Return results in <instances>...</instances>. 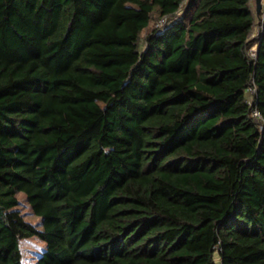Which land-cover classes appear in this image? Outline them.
Instances as JSON below:
<instances>
[{"label": "trees", "instance_id": "trees-1", "mask_svg": "<svg viewBox=\"0 0 264 264\" xmlns=\"http://www.w3.org/2000/svg\"><path fill=\"white\" fill-rule=\"evenodd\" d=\"M182 2L0 0V264H264V14Z\"/></svg>", "mask_w": 264, "mask_h": 264}, {"label": "rangeland", "instance_id": "rangeland-1", "mask_svg": "<svg viewBox=\"0 0 264 264\" xmlns=\"http://www.w3.org/2000/svg\"><path fill=\"white\" fill-rule=\"evenodd\" d=\"M262 4H263L262 10L258 13L256 1L252 0V9L255 12V16H256L253 33L257 32L259 22L262 20V17H263L264 0H262ZM157 21H158V18L155 17L150 23V26L143 31L142 36H141L142 38L141 47L142 48L145 47L146 36L156 29ZM18 198L20 202L18 207L21 210L22 214L24 215L25 219L31 222L32 224L38 226L39 228H41L42 219L36 214H34L32 208L29 205L27 196L24 193H19ZM40 244H43L46 247V243L37 236L27 237L21 240V248H22V253H23L24 264H26V262H29L31 260H35V264L37 263L40 253L34 251V249Z\"/></svg>", "mask_w": 264, "mask_h": 264}, {"label": "built area", "instance_id": "built-area-1", "mask_svg": "<svg viewBox=\"0 0 264 264\" xmlns=\"http://www.w3.org/2000/svg\"><path fill=\"white\" fill-rule=\"evenodd\" d=\"M187 2H188V0H183L180 8L177 10V12L174 15H166V16L159 18L157 23H156V28L157 29H164L171 21L178 19L182 15ZM262 19H263V17H262ZM262 21L263 20H261L259 22L256 33H253V30H252L249 39H253V38L256 39V38L260 37V33L262 32V29H263ZM257 46H258V44L255 43L249 48V54L252 58H256ZM256 94H257V87H256L255 81L253 79L251 82V85L248 87V89L246 91V99H247L248 103L252 106V116L260 124V126L263 127L264 118H263L261 112L259 111V109L255 106V95ZM217 264H221L220 259H218Z\"/></svg>", "mask_w": 264, "mask_h": 264}, {"label": "clouds", "instance_id": "clouds-1", "mask_svg": "<svg viewBox=\"0 0 264 264\" xmlns=\"http://www.w3.org/2000/svg\"><path fill=\"white\" fill-rule=\"evenodd\" d=\"M44 250H45V246H44L43 244L38 245V246L34 249V251L40 253V255H43ZM26 264H35V260H31V261H29V262H26Z\"/></svg>", "mask_w": 264, "mask_h": 264}, {"label": "water", "instance_id": "water-1", "mask_svg": "<svg viewBox=\"0 0 264 264\" xmlns=\"http://www.w3.org/2000/svg\"><path fill=\"white\" fill-rule=\"evenodd\" d=\"M255 1H256V4H257V11L259 13L261 11V9H262V6H263L262 0H255Z\"/></svg>", "mask_w": 264, "mask_h": 264}]
</instances>
